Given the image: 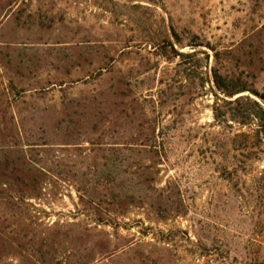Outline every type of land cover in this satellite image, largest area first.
<instances>
[{
	"label": "rangeland",
	"instance_id": "rangeland-1",
	"mask_svg": "<svg viewBox=\"0 0 264 264\" xmlns=\"http://www.w3.org/2000/svg\"><path fill=\"white\" fill-rule=\"evenodd\" d=\"M258 105L264 0H0V264H264Z\"/></svg>",
	"mask_w": 264,
	"mask_h": 264
},
{
	"label": "trees",
	"instance_id": "trees-1",
	"mask_svg": "<svg viewBox=\"0 0 264 264\" xmlns=\"http://www.w3.org/2000/svg\"><path fill=\"white\" fill-rule=\"evenodd\" d=\"M217 84L219 85V86H222V82H223V79L222 78H217ZM243 90H245V89H239V91L238 92H241V91H243ZM233 93V92H232ZM232 93H229L230 95L232 94ZM256 105H257V103H255ZM254 111H256V115L258 116V118L261 120V131H260V133H262L263 134V136H264V109L263 108H261L259 105H258V109H254Z\"/></svg>",
	"mask_w": 264,
	"mask_h": 264
}]
</instances>
